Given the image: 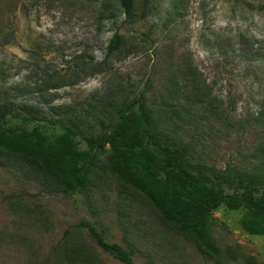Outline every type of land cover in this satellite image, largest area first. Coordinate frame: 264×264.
I'll use <instances>...</instances> for the list:
<instances>
[{
	"label": "rangeland",
	"instance_id": "1",
	"mask_svg": "<svg viewBox=\"0 0 264 264\" xmlns=\"http://www.w3.org/2000/svg\"><path fill=\"white\" fill-rule=\"evenodd\" d=\"M135 2L132 21L119 0H0V106L9 104L17 116L10 124L33 114L96 134L99 118L143 93L153 125L183 142L193 170L229 192L235 173H256L264 182V125L257 122L264 0ZM116 33L120 46L109 51ZM193 86L206 93L190 105L185 93ZM39 125L50 136L61 132ZM79 148L86 149L83 141ZM6 157L0 158V264H41L67 228L82 221L130 250L136 264H228L171 231L103 170L90 189L67 195L19 158ZM213 216L212 238L222 252L264 264V235L242 229V211L220 207ZM96 250L105 263L121 264Z\"/></svg>",
	"mask_w": 264,
	"mask_h": 264
},
{
	"label": "trees",
	"instance_id": "2",
	"mask_svg": "<svg viewBox=\"0 0 264 264\" xmlns=\"http://www.w3.org/2000/svg\"><path fill=\"white\" fill-rule=\"evenodd\" d=\"M135 3L119 0L128 20H137ZM120 43L121 36L114 34L108 50H117ZM202 93L206 92L193 86L190 93H185L188 104L198 102ZM148 100L143 93L123 100L116 111L99 118V131L90 135H80L64 119L46 120L33 114L20 117L21 124H10L17 116L6 103L0 106V158H19L33 169L29 171L51 178L67 195L90 189L98 170H103L153 207L171 231L188 237L216 260L258 264L252 258L240 261L232 253L222 252L212 238L211 228L215 224L213 212L224 207L242 211L240 225L246 233L264 235V182L258 181L256 173H235L229 192L202 169L193 170L191 154L183 142L153 125ZM207 103L213 105L210 100ZM30 122L37 125L27 129ZM40 122L58 126L61 132L47 135ZM257 122L264 125V97ZM81 141L86 149L79 148ZM96 249L121 264H136L130 250L107 241L103 232L87 221L68 227L41 264H107Z\"/></svg>",
	"mask_w": 264,
	"mask_h": 264
}]
</instances>
